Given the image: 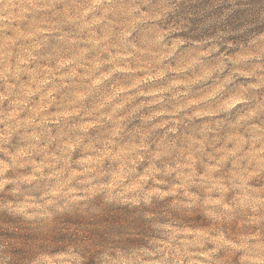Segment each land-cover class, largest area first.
<instances>
[{"label": "rangeland", "instance_id": "374dc122", "mask_svg": "<svg viewBox=\"0 0 264 264\" xmlns=\"http://www.w3.org/2000/svg\"><path fill=\"white\" fill-rule=\"evenodd\" d=\"M173 7L0 0V264H264V30Z\"/></svg>", "mask_w": 264, "mask_h": 264}, {"label": "trees", "instance_id": "16d2710c", "mask_svg": "<svg viewBox=\"0 0 264 264\" xmlns=\"http://www.w3.org/2000/svg\"><path fill=\"white\" fill-rule=\"evenodd\" d=\"M173 5L184 37L222 50L233 51L264 30V0H173Z\"/></svg>", "mask_w": 264, "mask_h": 264}]
</instances>
